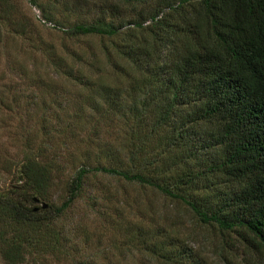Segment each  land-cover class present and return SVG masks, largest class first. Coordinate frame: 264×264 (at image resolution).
<instances>
[{"label": "trees", "instance_id": "trees-1", "mask_svg": "<svg viewBox=\"0 0 264 264\" xmlns=\"http://www.w3.org/2000/svg\"><path fill=\"white\" fill-rule=\"evenodd\" d=\"M99 7L91 20L62 29L73 44L21 36L45 53L61 81L85 91L75 100L83 114L39 121L57 149L62 141L78 160L61 203H26L64 173V151L49 156L42 147H30L16 183L0 192L3 263L34 252L59 257L65 239L56 219L84 195L90 175L103 173L175 209L160 212L149 201L148 212L136 206L135 220H115L132 251L148 258L143 264H264V0H109ZM14 13L11 0H0V18L22 32L26 24ZM87 35H98L99 45H75ZM13 59L31 83L48 85ZM0 102L7 105L5 96ZM201 240L207 245H196ZM206 246L210 258L201 252Z\"/></svg>", "mask_w": 264, "mask_h": 264}, {"label": "rangeland", "instance_id": "rangeland-1", "mask_svg": "<svg viewBox=\"0 0 264 264\" xmlns=\"http://www.w3.org/2000/svg\"><path fill=\"white\" fill-rule=\"evenodd\" d=\"M108 1L38 0V3H34L31 0H11L16 19L26 24L22 32L12 30L10 24L0 18V29L5 37L0 42V95L5 96L7 102V105L0 102V192H8L16 183L17 164L30 151V147H42L49 156L65 150L66 144L59 141L58 150L54 139L39 128L40 120L83 114L77 109L75 100H80L79 91L83 92L85 88L70 81H61L54 67L44 58L45 53L31 46L21 36H42L52 40L56 46H59L61 40L73 44L75 40L62 39L67 36L62 29L75 21L91 20L100 10V4ZM47 15L52 16V19H48ZM87 36L93 37L81 38V42L77 41L75 45L84 48L87 43L99 45L100 39L95 37L98 35ZM13 58L23 62L29 74H40L48 85L31 83ZM13 93L17 94L16 99H12ZM33 135H37L35 141ZM28 137L33 140L31 145H28ZM67 148L72 149L69 146ZM58 162L64 173L60 174L59 179H54L46 195L40 196V201L52 205H58L63 200L65 180L72 172L73 165L78 164V160L72 161L66 151ZM89 177V188L84 195L56 219L55 228L63 230L65 239L59 257L34 252L17 264H143L148 261L146 256L132 251L131 243H127L125 235L114 228V222L119 219L123 223L135 220L139 215L136 206L142 205L148 212L149 201L160 212L169 210L174 213L175 209L167 204L169 200L155 196L150 190L143 191L139 185L128 183L117 176L97 173ZM26 203L41 205L35 201ZM184 222V230L191 229V225ZM198 244L204 246L206 243L201 240ZM207 248L201 252L210 258L209 252L205 251ZM0 264H4L1 257Z\"/></svg>", "mask_w": 264, "mask_h": 264}, {"label": "water", "instance_id": "water-1", "mask_svg": "<svg viewBox=\"0 0 264 264\" xmlns=\"http://www.w3.org/2000/svg\"><path fill=\"white\" fill-rule=\"evenodd\" d=\"M34 201L35 202H40V204H41L42 207H46L47 204H48L46 201H40V198L39 197H36V196L34 197Z\"/></svg>", "mask_w": 264, "mask_h": 264}]
</instances>
